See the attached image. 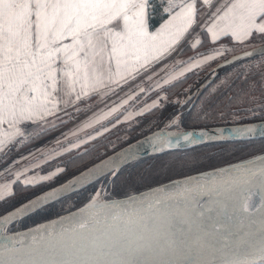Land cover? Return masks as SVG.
<instances>
[{"label": "snow or ice", "instance_id": "snow-or-ice-1", "mask_svg": "<svg viewBox=\"0 0 264 264\" xmlns=\"http://www.w3.org/2000/svg\"><path fill=\"white\" fill-rule=\"evenodd\" d=\"M197 31L203 39L193 37ZM257 36L264 39V0H0V160L21 153L0 168V179L12 177L0 182V203L15 196L17 184L28 190L65 172L57 167L49 174L29 175L41 165L19 169V161L32 152L29 144L98 106L91 101L99 98L106 104L182 46L195 49L222 38L245 44ZM189 38L194 43L189 44ZM222 55L218 50L193 58L172 80ZM257 56H264V47L221 67ZM241 79L246 87L235 89L226 80L209 90L208 107H201L191 120L202 127L146 135L81 171L70 183L51 187L0 215V264H264V155L207 170L203 166L211 155L192 157L185 165L198 169L195 175L126 193L123 199H111L101 187L76 211L27 231L12 227L76 185L114 178L122 165L142 155L139 146L144 143L153 153L205 143L234 144V150L243 151L257 136L264 139V102L231 111L237 103H257L256 91L264 101V70L254 65ZM170 83L164 79L157 87ZM139 91L142 95L145 90ZM136 98L129 94L84 125L101 124L103 132L97 128L95 135L83 138L79 130L73 131L77 139L61 144L64 151H57V157L109 132L101 122ZM166 99L128 112L124 121L159 110ZM229 116H246V121L227 127L211 123ZM119 122V116L109 120L113 127ZM181 125L178 115L167 122L168 127ZM253 189L259 190L258 204ZM102 195L107 199L101 201ZM257 212L258 222L253 220Z\"/></svg>", "mask_w": 264, "mask_h": 264}, {"label": "rangeland", "instance_id": "rangeland-1", "mask_svg": "<svg viewBox=\"0 0 264 264\" xmlns=\"http://www.w3.org/2000/svg\"><path fill=\"white\" fill-rule=\"evenodd\" d=\"M195 35V36H194ZM193 37L203 39V37L200 36V33L197 31L194 33ZM191 39V40H190ZM188 43H194L193 38H189ZM264 44V39L257 36L255 39L249 41L248 43L241 44L236 43L233 41H230L227 38H222L219 43H204L203 46H197L195 49H189L186 46L180 47V50L178 51V54L176 55V59L174 61H166L159 65L157 68L150 70L142 79L141 84L140 82H137L136 84H133L131 87L127 88L126 91L122 92L120 91L117 96H113L111 99L107 101V103H100L99 98L96 100L91 101V105H98L96 107H92L90 111H84L79 116L71 118V122L67 123L64 127L58 128L55 132L50 133L48 136L44 138V140L37 141L35 143L29 144L28 148L32 149V152L28 154L27 158L25 160L19 161V169H23L25 167H34L35 165H41V167H37L35 169V173H29V175L36 174V175H42V174H49L56 170L57 167H63L65 169V172L62 175L57 176L55 179H58L59 177L63 176L67 171H72L73 169H77L83 167L86 164H89V162H92L99 158V156L104 157V154L111 153L112 150L118 149V147H122L125 145L126 142L133 139L145 135L146 132L150 131L153 127L160 123H164L166 126L165 128H158L151 132L152 133L156 130L161 129H167L170 131H176L181 132L185 130H189L191 128H183L182 126L176 127H168L167 122L169 119L164 121L165 118L160 117V111L163 107L170 105L173 107L174 105L177 106L174 102L176 100H184L185 96L187 94H190L196 89L199 85V82H202L203 79L207 77V75L210 73L212 67L216 65L219 61L223 60L224 58L246 50L250 49L252 47H255L257 45ZM218 50H223V55L218 56L215 61L209 62L208 64H205L201 67L193 68L191 71H187L184 73L183 76L178 77L175 80H172V77L176 76L179 72L183 71L187 66L188 62L193 60V58H203L205 55H214ZM259 66L261 70H264V56H257L250 60L244 61V62H238L233 65H231V68L228 70H224L221 73L218 72V75L214 79L215 81L211 84V86L206 90L205 94H201V96L193 102V99H190V102L186 105L192 106L194 104V111L192 112V116L194 113L198 112L201 107H208L209 105V90L219 87L222 83H224L226 80L234 85L235 89H239L242 86L246 85L243 83V80L241 79V74L245 73L246 70L250 69L252 66ZM164 79H169L171 83L169 85H165L162 88H158L157 84H162ZM258 79V77H257ZM139 85H143L144 94H140ZM145 86V87H144ZM138 88V89H137ZM138 91H137V90ZM136 90L135 94H131V91ZM226 90V89H225ZM190 91V92H188ZM205 91V90H204ZM122 92V93H121ZM159 93V95H157ZM133 95L138 98L131 100L128 105H125L123 108H121L117 113L113 114V116L109 117V120L115 121L116 117L119 116V123L117 126L113 127L111 123H109V120H104L101 123L107 124L110 131L107 133H103V135L99 136L97 140L91 141L87 146L81 147L79 150H73L71 153H65L62 157H57L56 153L57 151L63 152V148L61 147V144H67L68 139L76 140L77 136L71 135L73 131H78V136L87 138L89 134L95 135L96 129L99 128L101 132H103V129L101 127V124H95L93 127L85 128L84 125L87 124L90 120L94 118H99L101 114L107 110V107L109 105H113L114 102H119L123 99L126 95ZM229 96L233 95L234 92H229ZM203 95V96H202ZM167 96L168 99L163 101V107H161L159 110L152 112L151 114H147L141 117L135 118L131 122H125L124 121V115H127L128 112H135L141 109L146 103H151L153 100L159 99L160 97ZM255 98L257 103L255 104H239L237 103L234 107H232L231 111L237 112L242 111L243 109L247 107H258L259 103L264 102L261 100V93L259 91H256ZM186 105H178L176 108L186 106ZM86 106H82L84 108ZM90 107V106H89ZM126 109V110H125ZM182 111H178L173 116H179L181 119ZM123 113V115H121ZM172 116V117H173ZM231 124H238L242 121H246V116H241L239 118H233L229 116ZM65 120H68L69 118L67 116L64 117ZM226 121V120H225ZM225 121H219V122H225ZM229 121V120H228ZM229 121V122H230ZM218 121H215L213 125H230V124H220ZM235 122V123H234ZM251 122V121H247ZM191 123V121H190ZM197 125V124H194ZM202 126V125H201ZM146 133V134H148ZM54 137L59 138L60 143H57V139H54ZM67 137V138H65ZM261 139V138H258ZM255 140V139H253ZM46 141V142H45ZM131 142V141H130ZM129 143V142H128ZM124 144V145H123ZM253 144L254 142H250L248 144L249 149L242 152L233 153L230 156H223L219 157L217 159L209 161L207 164H205L203 167L207 170V168L211 167H218L219 166H226L231 163H236L245 159H248L250 157L259 155L261 153H258L262 151L260 148H254ZM203 145V144H202ZM234 144H225L224 148L226 147H233ZM264 147V146H263ZM28 148L22 149L24 153L28 152ZM217 148V147H216ZM216 148L210 149L214 150ZM252 148V149H250ZM94 149V151H90ZM189 149V148H187ZM185 150V149H182ZM208 151V150H207ZM88 152V155H83L84 153ZM113 152V151H112ZM258 153L256 155H252ZM21 153L18 151L13 154V156H6L3 160H0V168H4L10 160H12L14 157L19 156ZM104 155V156H103ZM252 155V156H250ZM250 156V157H247ZM101 157V158H102ZM186 157V156H184ZM247 157V158H244ZM244 158L239 161H235L237 159ZM100 159V158H99ZM98 159V160H99ZM97 161V160H96ZM235 161V162H232ZM47 162V163H45ZM94 163V162H93ZM227 163V164H225ZM92 164V163H91ZM224 164V165H222ZM89 166V165H88ZM87 167V166H86ZM81 169V170H82ZM17 169L14 167L13 171H16ZM196 168H188V169H182L177 172H171L170 174H167L165 177L158 178V179H152L150 182L141 183V185L144 187L146 185H152L156 184L160 181L167 180L173 177L174 179H179L182 176L194 171H197ZM79 172V171H78ZM77 173V171H76ZM75 174V173H74ZM195 174V173H193ZM73 175V174H72ZM71 175V176H72ZM191 175V174H190ZM70 177V176H69ZM68 177V178H69ZM106 177V176H105ZM63 178V177H61ZM66 178V179H68ZM11 176L4 177L3 179H0V182H7L11 180ZM54 179V180H55ZM65 179V180H66ZM171 179V180H174ZM53 180V181H54ZM63 180V181H65ZM168 180V181H171ZM45 182L41 184L40 186H37V189L40 190L42 187H46L48 185H52V182ZM62 181V182H63ZM166 181V182H168ZM163 182V183H166ZM61 183V182H60ZM54 184V183H53ZM59 184V183H58ZM162 184V183H160ZM57 185V184H56ZM159 185V184H157ZM55 186V185H54ZM155 186V185H154ZM52 187V186H51ZM103 187L109 194L111 199H114L112 193H110L111 188L108 187V177L100 179V181L96 184L94 190L92 191V194H94L96 191H99ZM50 188V187H49ZM47 189V188H46ZM45 190V189H44ZM43 191V190H42ZM15 196L6 200V202L0 203V215L13 209L14 207L22 204L26 200L30 199L31 197L25 198L21 201L16 202L12 205V208L9 210L2 212L3 206L7 204L9 201L12 200H18V198L27 192L28 190H23L21 185L17 184L15 186ZM41 192V191H40ZM39 192V193H40ZM38 194V193H37ZM91 194V195H92ZM36 195V194H35ZM107 199L104 195L100 197L101 201H104ZM72 201V198H69L68 200L64 201L63 204H68ZM68 209V208H67ZM73 210V209H72ZM70 211V210H68ZM66 211V212H68ZM65 213V212H63ZM61 213V214H63ZM45 221V220H44ZM44 221H41L39 223H42ZM32 226V225H31ZM27 228V227H26ZM20 230V229H17Z\"/></svg>", "mask_w": 264, "mask_h": 264}, {"label": "trees", "instance_id": "trees-1", "mask_svg": "<svg viewBox=\"0 0 264 264\" xmlns=\"http://www.w3.org/2000/svg\"><path fill=\"white\" fill-rule=\"evenodd\" d=\"M230 68H231V65H229L227 67H223V68L219 69V71H220L219 73H221L224 70H228ZM200 83L201 82H199V84ZM211 84L205 89L203 94L206 93V90L211 86ZM242 87H245V86H242ZM242 87H240V88H242ZM188 92H190V91H188ZM195 105L196 104H194L190 107H189V105H186V106L179 107L178 109L176 108L178 105L177 106L174 105L173 107H171L170 105L165 106L160 111V117L165 118L164 121H166L167 119L172 117L174 114H176L178 111H182L181 112L182 116H181L180 120L182 121L181 126L183 128L202 127L201 125H194V124L190 123V121L192 120V117H193L192 112L194 111ZM230 119L231 118L227 117L226 119H223V120H213L211 123L213 125V123L215 121L219 122V121H225L226 120L225 122H219V123L220 124H231ZM164 123H160V124L156 125L155 127H153L148 132H151V131L158 129V128H163V127L165 128L166 123L165 124ZM214 124H217V123H214ZM148 132H146V133H148ZM135 139H133V140H135ZM130 141H132V140H130ZM130 141H128V142H130ZM128 142H126L125 144H127ZM250 142L255 143V144H253L254 148L264 149V147H263L264 146V139H255V140H251ZM224 145L225 144H207V143H205L203 145L202 144L197 145V146L191 147L189 149H185V150L177 149V150L167 151V152H163V153H156V154L147 155L145 157L134 160L131 163L122 167L119 170V172L117 174H115L114 178L110 177V176H106V177H108V187L111 188L110 193H112L114 198L123 197V196H125L126 193L132 194L135 192H139L141 190L152 187L154 185H157V184L166 182L168 180L177 178V176H176V177H173V178H170L167 180L160 181L156 184H152L149 186L146 185L144 187L141 185V183L143 184L146 182H150L152 179H158V178L165 177L167 174H170L171 172H177V171L182 170V169L191 168L190 166L185 165V161L192 158V157L199 156V157L203 158V157L211 155L213 157L211 160H214V159H217L219 157H223L225 155L230 156L233 153L242 152V151L234 150L236 146L224 148V147H222ZM213 148H216V149H214L213 151L210 150ZM116 149H114V150H116ZM248 149H249V147L247 146L246 148H244L243 151H246ZM250 149H252V148H250ZM114 150H112V151H114ZM261 152H264V151H260L258 153H261ZM258 153H255L252 155H256ZM104 155H106V154H104ZM252 155H250V156H252ZM184 156H186V157H184ZM250 156H247V157H250ZM101 157L102 156H99V158H101ZM247 157H244V158H247ZM99 158H97L96 160H98ZM244 158H240V159H237L235 161H239V160H242ZM96 160L89 162V164H86L83 168H85L86 166L95 162ZM235 161H232V162H235ZM228 163H231V162H228ZM225 164H227V163H225ZM222 165H224V164H222ZM81 167H79L77 169H73L72 171H67V173H65L63 176H61L63 178L59 177L58 179H55L52 182V185H48L46 187L44 186V187L40 188V190L37 189V187L30 188L29 192L22 194L18 198V200H12V201H9L7 204H5L3 206V210L1 213L12 208V205L15 204L16 202L21 201L25 198L31 197V196L39 193L40 191H42L46 188H49L51 186H54V185L62 182L63 180H65L66 178L71 176L72 174L76 173V171L77 172L80 171L82 169ZM211 168H213V167H211ZM207 169H210V168H207ZM197 172H198V170L191 172V173H188V174H185V175H181L179 177L190 175V174L197 173ZM106 177H104V178H106ZM99 181H100V179L95 181L91 185L79 190V191H76V192H74L68 196H65L61 199H58L55 202L48 204L46 207L42 208L41 210H39L37 212L31 213L30 215L22 218L19 223L12 226L13 229L14 230L24 229V228L29 227L31 225L37 224L41 221L56 217V216L60 215L61 213L66 212L68 210H72V209L81 207L88 200L89 196L92 194V191L94 190L96 184ZM69 198H72V201L68 204H63V202L68 200Z\"/></svg>", "mask_w": 264, "mask_h": 264}, {"label": "water", "instance_id": "water-1", "mask_svg": "<svg viewBox=\"0 0 264 264\" xmlns=\"http://www.w3.org/2000/svg\"><path fill=\"white\" fill-rule=\"evenodd\" d=\"M260 47H264V44H260V45H257V46H255V47H252V48H250V49H246V50H243V51H240V52L234 53V54H232V55H230V56L224 58L223 60L219 61L216 65H214V66L212 67L210 73H209V74L207 75V77H206V78H205V79L199 84V86H198L196 89H194V91H193L192 93L187 94V95L185 96L184 99H188V100H190V99L192 98V99H193V102H195V101L201 96V94L204 92V90H205V89H206V88H207V87H208V86L214 81V79H215L216 76L218 75L219 69L223 68V67H221L222 65L228 64V62L232 61L235 57H238V56H244L246 53H248V52H252V51H254L255 49L260 48ZM229 65H232V64H229ZM251 122H253V123H258L259 121H251ZM236 125H237V124L218 125V126H225V127H227V126H236ZM193 128H199V127H193ZM193 128H191V129H189V130H192ZM189 130H185V131H189ZM156 132L166 133V132H172V131L167 130V129H161V130H156V131H154V132H152V133L145 134V135H143V136H141V137H139V138H137V139H135V140H133V141L127 143V144H125L124 146H122V147H120V148L114 150L113 152H111V153L105 155L104 157L100 158L99 160L95 161L94 163L90 164L89 166L85 167L84 169L80 170L79 172L73 174L72 176H70V177H69L68 179H66L65 181H63V182H61V183H59V184H57V185H55V186H52V187L60 186V185L63 184V183H70L73 179H75L76 176L79 175V173H80L81 171H87L88 168L92 167L93 165L99 164V163L101 162L102 159H107L109 156H114V155H116L118 152L122 151L123 149L128 148L130 145H132V144H137L139 141H143V140L145 139V136H146V135H147V136H151V135H153V134L156 133ZM179 132H180V131H179ZM258 138H260V137L257 136V137L254 138V139H258ZM200 145H201V144H200ZM196 146H197V145H196ZM139 147H140V150H141V152H142V155H141L139 158H142V157H145V156H147V155H151V154L163 153V152H167V151L177 150V149H165V150H163V151H161V152L153 153V152H151V151H147V149L150 148V145H148L147 143H144L143 145H140ZM191 147H194V146L182 145L181 148H179V149H187V148H191ZM259 155H264V152L261 153V154H259ZM259 155H256V156H253V157H250V158H248V159L255 158V157L259 156ZM139 158H138V159H139ZM136 160H137V159H136ZM245 160H247V159H245ZM245 160H242V161H245ZM133 161H134V160H133ZM131 162H132V161L127 162L126 164L122 165L121 168L124 167L125 165L131 163ZM239 162H241V161H239ZM236 163H237V162H236ZM121 168H120V169H121ZM195 174H197V173H195ZM195 174H191V175H195ZM188 176H190V175H188ZM188 176H186V177H188ZM110 177H111V176H110ZM186 177H182V178H179V179H184V178H186ZM97 180H99V179H97ZM97 180H94V182L97 181ZM174 180H175V179H174ZM171 181H172V180H171ZM94 182H92V183H94ZM168 182H170V181H168ZM92 183H88V184H86V186H84V187H82V188H81L80 185H76L74 188L69 189L67 193H63V194L61 195V198L65 197V196H68V195H70V194H72V193H74V192H76V191H79V190H81V189H83V188H85V187L91 185ZM162 184H163V183H162ZM162 184H159V185H162ZM159 185H155V186H159ZM152 187H154V186H152ZM152 187L146 188V189L141 190V191H139V192L148 191V190H149L150 188H152ZM50 188H51V187H50ZM47 189H49V188H47ZM47 189H45V190H47ZM45 190H43V191H45ZM43 191H41V192H43ZM41 192H40V193H41ZM139 192H135V193H132V194H137V193H139ZM252 192H253V194H254V202L258 204V203H259V200H260V193H259V190H258V189H253ZM40 193H38V194H40ZM245 194L247 195L248 193H245ZM36 195H37V194H36ZM34 196H35V195H34ZM31 198H32V197H31ZM61 198H59V199H61ZM123 198H125V196H123V197H118V198H114V199H123ZM57 200H58V199H57ZM57 200H55V201H57ZM26 201H27V200H26ZM26 201H25V202H26ZM55 201H54V202H55ZM23 203H24V202H23ZM23 203H22V204H23ZM22 204H20V205H18V206H21ZM49 204H50V203H49ZM18 206H16V207H18ZM82 206H83V205H82ZM16 207H14L13 209H15ZM78 208H79V207H78ZM78 208H75V209L70 210V211H68V212H65V213H63V214H60V215H58V216H56V217H53V218L47 219V220H45V221L42 222V223H46V222H49V221H51V220H53V219H57V218H59L60 216H62V215H66V214L69 213V212L76 211ZM11 210H12V209H11ZM9 211H10V210H9ZM7 212H8V211H7ZM7 212H5V213H7ZM3 214H4V213H3ZM1 215H2V214H1ZM28 215H30V214H28ZM28 215H26V216H28ZM26 216H24V217H26ZM260 216H261V213H258V212H257V213H254V214H253V220L256 221V222H258L259 219H260ZM24 217H23V218H24ZM42 223H37V224H34V225L29 226V227H27V228L20 229V230H18V231H27L30 227H33V226H36V225H39V224H42Z\"/></svg>", "mask_w": 264, "mask_h": 264}, {"label": "crops", "instance_id": "crops-1", "mask_svg": "<svg viewBox=\"0 0 264 264\" xmlns=\"http://www.w3.org/2000/svg\"><path fill=\"white\" fill-rule=\"evenodd\" d=\"M215 2H216V3H223L224 0H215ZM198 32H199V31H198ZM193 35H194V33H193ZM194 36H195V35H194ZM190 40H191V39H190ZM179 50H180V48H179V49L177 50V52L174 53L171 57H169V58L165 59L164 61H162L161 63L155 65L153 69L157 68L159 65H161L162 63H164V62H166V61H174V59H176V55L178 54V51H179ZM146 74H147V73H146ZM146 74H144L141 78H138L135 82L131 83L130 86H126V87H124V89H123L122 92L126 91L127 88L131 87L133 84H136L137 82H140V84H141V79H142ZM142 86H143V85H139L140 88H143ZM144 87H145V86H144ZM137 89H138V88H137ZM137 89H136V90H137ZM136 90H135V91H131V94H133V93L135 94ZM138 90H140V89H138ZM138 90H137V91H138ZM122 92H121V93H122ZM132 92H133V93H132ZM127 97H128V95L124 96V97L121 98V99H126Z\"/></svg>", "mask_w": 264, "mask_h": 264}]
</instances>
